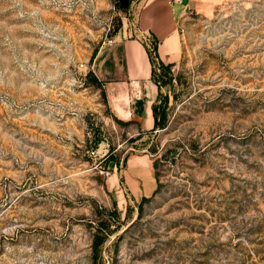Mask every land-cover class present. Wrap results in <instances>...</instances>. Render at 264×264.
Wrapping results in <instances>:
<instances>
[{
    "label": "rangeland",
    "instance_id": "obj_1",
    "mask_svg": "<svg viewBox=\"0 0 264 264\" xmlns=\"http://www.w3.org/2000/svg\"><path fill=\"white\" fill-rule=\"evenodd\" d=\"M180 1L132 134L93 69L129 0H0V264H264V0ZM132 152L156 185L126 202Z\"/></svg>",
    "mask_w": 264,
    "mask_h": 264
},
{
    "label": "crops",
    "instance_id": "obj_2",
    "mask_svg": "<svg viewBox=\"0 0 264 264\" xmlns=\"http://www.w3.org/2000/svg\"><path fill=\"white\" fill-rule=\"evenodd\" d=\"M129 7L130 20L109 46L98 50L93 69L109 88L114 115L134 134L155 125L158 84L152 73V52L164 62L178 60L182 49L178 17L185 4L180 0H129ZM151 37L155 48L150 45ZM110 177L126 202L146 196L156 185L152 158L145 152L128 154L120 171H112Z\"/></svg>",
    "mask_w": 264,
    "mask_h": 264
},
{
    "label": "trees",
    "instance_id": "obj_3",
    "mask_svg": "<svg viewBox=\"0 0 264 264\" xmlns=\"http://www.w3.org/2000/svg\"><path fill=\"white\" fill-rule=\"evenodd\" d=\"M153 60H154V58H152ZM158 59V58H157ZM158 61H159V63H161V64H163V65H169L170 63L169 62H164V61H162V60H160V59H158ZM152 73H153V77H154V79L156 80V78H155V67H153V69H152ZM95 79L96 80H99L98 78H97V76H95ZM156 82H157V80H156ZM153 108H154V115H155V124H157L158 123V116H157V112H156V110H155V105L153 106ZM143 197H146V196H143Z\"/></svg>",
    "mask_w": 264,
    "mask_h": 264
},
{
    "label": "built area",
    "instance_id": "obj_4",
    "mask_svg": "<svg viewBox=\"0 0 264 264\" xmlns=\"http://www.w3.org/2000/svg\"><path fill=\"white\" fill-rule=\"evenodd\" d=\"M154 66H155V64H154ZM97 151H98V150H97L96 148H95V149L92 148V149L90 150V153H91V155H96V154H97Z\"/></svg>",
    "mask_w": 264,
    "mask_h": 264
}]
</instances>
